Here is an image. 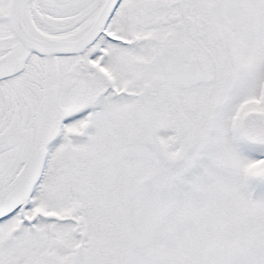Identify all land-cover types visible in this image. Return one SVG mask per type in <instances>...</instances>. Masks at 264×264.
<instances>
[{
	"label": "snow or ice",
	"instance_id": "obj_1",
	"mask_svg": "<svg viewBox=\"0 0 264 264\" xmlns=\"http://www.w3.org/2000/svg\"><path fill=\"white\" fill-rule=\"evenodd\" d=\"M0 264H264V0H0Z\"/></svg>",
	"mask_w": 264,
	"mask_h": 264
}]
</instances>
